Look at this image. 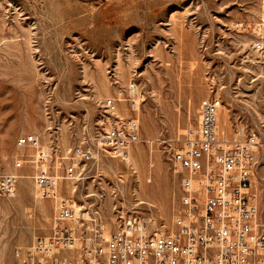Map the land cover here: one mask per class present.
<instances>
[{
    "label": "rangeland",
    "instance_id": "rangeland-1",
    "mask_svg": "<svg viewBox=\"0 0 264 264\" xmlns=\"http://www.w3.org/2000/svg\"><path fill=\"white\" fill-rule=\"evenodd\" d=\"M258 40L264 44V0H0V174L24 153L16 147L22 133L50 136L57 147L95 145L118 119L137 118L141 136L156 141L153 158L143 142L124 156L100 153L83 179L64 184V196L78 202L82 233L101 219L109 234L134 213L171 227L180 174L170 145L185 144L201 101L215 95L221 131L243 122L261 135L253 202L264 220ZM19 173L15 195L0 198L3 264H16V249L49 236L58 219L61 196L40 198L33 168Z\"/></svg>",
    "mask_w": 264,
    "mask_h": 264
},
{
    "label": "built area",
    "instance_id": "built-area-1",
    "mask_svg": "<svg viewBox=\"0 0 264 264\" xmlns=\"http://www.w3.org/2000/svg\"><path fill=\"white\" fill-rule=\"evenodd\" d=\"M254 49L264 53L263 41L255 42ZM136 87L130 83L126 91L134 104ZM115 103L109 98L105 106L114 110ZM222 105L215 95L204 98L185 144L170 145L171 160L180 174L171 227H152L142 213L121 215L109 239L103 238L101 219H94L92 231L87 227L81 232L78 202L64 196V184L83 179L86 165L100 153L122 156L143 142L153 158L156 141L141 136L138 119H118L97 136L95 145L57 147L42 133L18 135L16 147L24 153L15 154L12 170L0 174V198L14 196L19 172L29 166L38 196L60 195L61 200L51 234L16 249V264H264V220L253 202L261 135L243 122L236 123L231 134L221 131ZM76 235L81 239L78 248H74Z\"/></svg>",
    "mask_w": 264,
    "mask_h": 264
},
{
    "label": "bare ground",
    "instance_id": "bare-ground-1",
    "mask_svg": "<svg viewBox=\"0 0 264 264\" xmlns=\"http://www.w3.org/2000/svg\"><path fill=\"white\" fill-rule=\"evenodd\" d=\"M128 149H130V148H127V151H126L125 153L128 152ZM125 153H123L122 156H124ZM125 157H126L127 160L129 161V155L126 154ZM125 160H126V159H125ZM73 184H74V183H73ZM73 187H75V186H73ZM72 191H73V190H72ZM74 191H75V190H74ZM14 195H15V194H14ZM254 204H255V203H254ZM256 206H257V205H256ZM76 207H77V208H76L77 214H78V216L80 217V214H79V206H78V204L76 205ZM257 208H258V207H257ZM76 222H77V221H76ZM76 222H75V223H76ZM73 223H74V222H73ZM73 226H74V224H73ZM76 226L79 227V226H80V223H78V224L76 223ZM102 228H103V230H102L103 238H104V239H109V238H110V233H111V232H110L109 234H106V233H105V228H104V226H103ZM76 239H77V242H78V238H76ZM77 242H76V243H77Z\"/></svg>",
    "mask_w": 264,
    "mask_h": 264
}]
</instances>
